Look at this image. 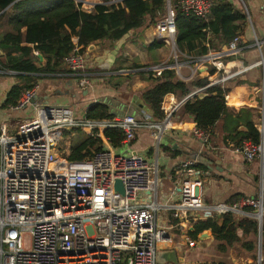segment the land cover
Returning a JSON list of instances; mask_svg holds the SVG:
<instances>
[{
    "label": "built area",
    "instance_id": "obj_1",
    "mask_svg": "<svg viewBox=\"0 0 264 264\" xmlns=\"http://www.w3.org/2000/svg\"><path fill=\"white\" fill-rule=\"evenodd\" d=\"M76 2L84 11L95 7L86 0ZM165 3L166 14L156 24V36L174 50L175 10L208 18L215 5L214 0ZM240 40V35L235 36L225 53L209 52L199 57V64H212L221 70V58L238 54ZM82 50L76 47L64 65L80 76L79 86L87 88L90 59L86 49ZM38 87L36 83L25 89L18 104L11 107L22 110L33 105V116L18 126L19 135L9 134L13 126L8 121L0 123V264H159L158 250L174 244V235L158 223L162 208L157 198L158 162L153 164L142 153L122 155L108 142L102 150L81 160L69 159L72 149L68 157H62L56 147L70 128H79L86 134L99 129V137L107 128H120L125 134L123 144L128 145L136 140L139 128H154L159 144L170 127L169 114L180 106L176 95L164 97L162 109L167 115L161 122L140 121L133 114L92 120L78 117L69 105L37 103ZM258 129L264 133V124ZM194 134L204 146H210L208 131L195 127ZM236 151L249 162L263 160L264 140L259 144L246 141ZM177 173L185 175L175 190L181 199L172 206L173 217L179 221L177 227L182 222L195 224L226 213L257 221L264 218L263 196L207 205L197 162H184ZM117 180L122 181L124 194L115 189ZM188 245L194 247L196 241L188 240Z\"/></svg>",
    "mask_w": 264,
    "mask_h": 264
},
{
    "label": "crops",
    "instance_id": "obj_2",
    "mask_svg": "<svg viewBox=\"0 0 264 264\" xmlns=\"http://www.w3.org/2000/svg\"><path fill=\"white\" fill-rule=\"evenodd\" d=\"M86 1L95 6L103 3L102 0ZM214 1L217 4L222 0ZM223 1L230 2L247 16L245 20L237 22L240 26L237 32L241 37L240 52L222 57L223 68L221 70L212 64H203L207 65L209 69L206 73H202L200 68L203 65L199 64L197 57L181 64L180 70L178 71L176 68V72L180 79L186 82L194 79L192 76L197 75L198 71L199 74L195 80H209L210 83L206 87L198 88L191 92L193 94L218 84L232 88L238 80L257 83L258 90L253 94L241 91L236 95L237 99L228 102L230 108L227 114L209 132L210 146H204L194 134L196 127L194 117L183 112V105L189 100L191 93L185 97L176 96L180 106L178 110L169 114L171 116L170 127L161 137V141L162 139L166 140L164 144L160 142L161 148L158 149L155 146V153L151 151L154 148V131L156 129L148 127L139 128L136 140L130 145L132 153L146 155L153 164L158 162L159 174L162 176L157 197L162 206L158 212V223L168 228L174 235L175 241L170 246H162V249H175L178 257L183 258L180 261L181 264L205 262L252 264V259L246 257L239 249H230L226 253L217 251L211 230L205 231L210 234V239L206 247H202L199 246V239H193L191 236V232L195 229H181L182 224L193 228L194 224L182 222L179 227L176 226L179 221L173 217L172 206L181 199L180 193H176L175 190H177V184L185 176L182 173H177L184 162L190 160L197 162V169L204 182L202 191L207 205L231 204L235 200L238 201L248 196L259 198L263 196L264 200V159H256L252 162L245 160L244 156L236 151L237 140L234 139L235 130H246V124L249 122L253 121L257 128L264 124V0ZM155 27L156 25L138 32L133 31L130 35L128 34L114 43L100 41L92 43L85 50L90 59V65L86 72L89 81L87 88L79 86L80 76L71 73L65 65L63 68L66 72L58 75L59 77L56 79H37L29 82L30 84L37 83L39 86L36 102L68 105L71 101L81 99L79 104H82L85 109L91 104L102 102L110 105L112 112L117 114V117L133 114L140 121L145 119L151 122L163 121H156L153 118V112L142 97V93L152 87L154 82L144 80L139 75H132L139 69L131 68L133 64L150 67L166 64L167 58H155V56L164 54V47L155 49L156 51L148 49L155 40H159ZM210 38L212 41L210 53H225L228 45L227 37L219 32H211ZM74 42L77 44L78 38H74ZM44 62H46L45 58ZM192 62H196V64L192 65ZM192 67H195V74L190 71ZM118 68L121 69L117 70ZM213 69L216 71L211 74L210 71ZM9 72L11 71H6L4 74L18 75ZM221 72H223L222 75ZM228 72L233 75H229ZM15 84L22 85L26 82L15 76L0 77V123L4 120L8 121L13 126L9 130L16 126L18 128L25 119L33 116L34 112L33 105H28L22 110L2 107L8 91ZM256 100L259 103H256ZM77 116L86 117V112ZM261 135L264 140V133ZM192 214L198 215L199 212H192ZM235 217L241 218L240 216ZM238 233L243 237L241 230ZM248 237L244 236V239L248 240ZM188 240L196 241V245L190 247Z\"/></svg>",
    "mask_w": 264,
    "mask_h": 264
},
{
    "label": "trees",
    "instance_id": "obj_3",
    "mask_svg": "<svg viewBox=\"0 0 264 264\" xmlns=\"http://www.w3.org/2000/svg\"><path fill=\"white\" fill-rule=\"evenodd\" d=\"M102 1V4L96 5L91 11H84L76 0H0V77L15 76L26 82L11 87L2 103L3 108L17 105L23 91L36 84L29 82L56 79L58 75L66 72L63 68L64 60L76 47H82L84 51L94 42L114 43L130 35L132 31L138 32L155 26L164 14L166 4L165 0ZM246 17L242 10L223 0L214 5L208 18L175 10L177 46L187 53L186 60L205 56L212 47L211 32L223 34L229 43L238 35L240 26L237 22L245 20ZM74 38H78L77 44ZM164 45V42L155 40L148 49H159ZM38 54H42L46 62L41 63ZM171 65L168 63L165 66ZM148 67L150 66L133 64L131 68L139 71L132 75L154 82L152 87L142 93V97L157 120H163L167 115L162 109V101L167 94L185 96L193 89L206 87L210 83L208 79L186 82L178 77L174 68L148 70ZM119 69L121 68L117 70ZM6 71L20 74H4ZM215 71L213 69L210 72L214 74ZM258 88L257 83L244 80H238L232 88L218 84L207 88L204 98L196 95L189 99L182 109L185 114L194 117L197 128L210 132L227 114L230 108L228 102L237 99L236 95L241 91L253 94ZM255 102L259 103L258 100ZM86 117L92 120H112L117 114L112 112L110 105L97 102L88 107ZM100 132L99 129L92 134L83 132L85 138L72 147L69 159L91 157L94 152L102 150L107 142L114 148L123 145L125 134L122 129L107 128L102 132V137H99ZM234 137L237 140L236 147L246 141L255 144L262 141L261 132L253 121L246 124L244 131L236 129ZM194 229L191 232L193 239H197L202 232L211 230L217 251L221 253L239 249L246 257L256 256L258 240L255 237L259 236L260 224L254 218L237 219L233 213H226L221 223L217 217L200 219L194 224ZM262 229L264 231V223ZM239 230L243 232V237L239 235ZM244 236L253 238L245 240ZM262 243L264 245V238Z\"/></svg>",
    "mask_w": 264,
    "mask_h": 264
},
{
    "label": "rangeland",
    "instance_id": "obj_4",
    "mask_svg": "<svg viewBox=\"0 0 264 264\" xmlns=\"http://www.w3.org/2000/svg\"><path fill=\"white\" fill-rule=\"evenodd\" d=\"M165 14H166V10L164 11V14L162 15V17L165 16ZM163 47H164V51H163L164 54H161L158 57L155 56V58L156 59L157 58H159V59H166L167 58L166 64L167 63H171L172 66H173V68L175 70H176V68L181 67L182 66L181 64L186 63L188 60H194L191 57L186 60L185 57L188 56L187 53L182 52L178 48V46L176 47V50H174L172 46L164 45ZM154 51H156V50L154 49ZM176 63H177V65L174 66V64H176ZM194 64H196V62L195 63L192 62V65H194ZM194 69H195V67H192L190 69V71H192V74L193 73L195 74V72H194L195 70ZM222 73L223 72H221L220 74L222 75ZM198 74H199V71L197 72V75ZM197 75H193L192 77L194 79H191V80H189L187 82L194 81L196 79ZM178 77L180 78L179 75H178ZM195 90H197V89H193L191 92H193ZM185 96H187V95H185ZM185 96H183V97H185ZM80 100L81 99L74 100V101H71V103L68 104L69 106L73 107L76 110V112L79 113V114L82 113V112H84V111H86V109L83 107V105L82 104H79L80 103ZM153 118L157 121V119L154 116H153ZM9 134L10 135H16V136L19 135L17 126L14 129H10L9 130ZM84 138H85V134L83 133L82 130H79V129H76V128H70V129L65 130L62 139L60 140L58 146L56 147L57 152L62 157H68L69 150L72 149V147L76 143H79ZM69 139L72 141L71 144L68 143V140ZM165 141H166L165 139H162L161 144L162 143L164 144ZM155 146H158V143H157L156 140H154V146H153L154 148H152V150H151L154 153H155ZM159 147L161 148V145H159ZM118 151L122 155H128L129 153H132L133 152L131 146L128 145V144H123L121 147H119V150ZM154 161H155V158H154ZM161 180H162V176L159 174V182H161ZM251 238H253V237H250V236L248 237V239H251ZM255 238L258 240V249H256V251H255L256 256L255 257L253 256V257H250V258L252 259V264H259V262H260V259H259V241L263 242V239L260 236L255 237ZM240 252H242V251L240 250ZM262 258H263V260L261 262L263 263L264 262L263 243H262Z\"/></svg>",
    "mask_w": 264,
    "mask_h": 264
},
{
    "label": "water",
    "instance_id": "obj_5",
    "mask_svg": "<svg viewBox=\"0 0 264 264\" xmlns=\"http://www.w3.org/2000/svg\"><path fill=\"white\" fill-rule=\"evenodd\" d=\"M133 32V31H132ZM131 32V33H132ZM39 55V58H40V61L41 63L44 62V56L42 54H38ZM172 66V65H171ZM171 66H153V67H149L148 70H159V69H164V68H168V67H171ZM175 66V65H174ZM209 67L207 65H203L201 68H200V71L202 73H206L208 71ZM1 73V72H0ZM9 73H12V74H20L18 72H14V71H11ZM196 95L199 96V98H204L207 93L205 91H201V92H198V93H191L189 95V99L195 97ZM188 101V100H187ZM159 145L160 143L158 144L157 148L159 149ZM137 153V152H135ZM115 189L119 192H121L122 194H124V187H123V184H122V181L121 180H117L116 183H115ZM178 192H180V190L178 189ZM223 216L222 214H219L217 216V219H218V222L221 223L223 221ZM260 216V215H259ZM259 224H260V233H259V236L262 238V235H263V229H262V225H263V219L260 218L258 220ZM184 228H188V229H191V230H194V228L191 226H187V224H183L181 226V229L183 230ZM198 239H199V246H202V247H206L207 245V242L208 240L210 239V234L208 232H202L199 236H198ZM259 259H260V262L259 264H262V242L259 241ZM183 258H179L178 255H177V251L175 249H172V250H158L157 252V262L159 264H164V263H167V262H174V263H178L180 261H182Z\"/></svg>",
    "mask_w": 264,
    "mask_h": 264
},
{
    "label": "bare ground",
    "instance_id": "obj_6",
    "mask_svg": "<svg viewBox=\"0 0 264 264\" xmlns=\"http://www.w3.org/2000/svg\"><path fill=\"white\" fill-rule=\"evenodd\" d=\"M229 73V75H233L231 72H228Z\"/></svg>",
    "mask_w": 264,
    "mask_h": 264
}]
</instances>
